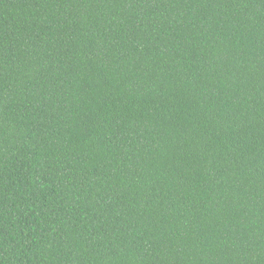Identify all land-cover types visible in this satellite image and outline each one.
Returning <instances> with one entry per match:
<instances>
[{"label":"trees","instance_id":"trees-1","mask_svg":"<svg viewBox=\"0 0 264 264\" xmlns=\"http://www.w3.org/2000/svg\"><path fill=\"white\" fill-rule=\"evenodd\" d=\"M0 264H264V0H0Z\"/></svg>","mask_w":264,"mask_h":264}]
</instances>
